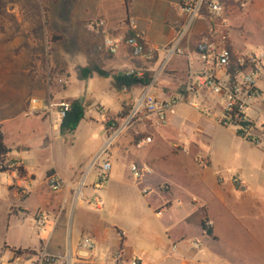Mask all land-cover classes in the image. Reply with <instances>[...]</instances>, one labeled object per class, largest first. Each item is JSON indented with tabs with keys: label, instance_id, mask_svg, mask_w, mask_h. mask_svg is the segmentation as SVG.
Instances as JSON below:
<instances>
[{
	"label": "crops",
	"instance_id": "crops-1",
	"mask_svg": "<svg viewBox=\"0 0 264 264\" xmlns=\"http://www.w3.org/2000/svg\"><path fill=\"white\" fill-rule=\"evenodd\" d=\"M180 1L0 0V65L25 63L30 66L29 73L24 72L28 77L25 79L24 75L16 78L0 68V130L3 143L9 150L6 158L23 167L18 178L9 174L11 172L0 171L7 176L3 186L11 197L6 217L8 221L10 217L18 219L27 235L12 245L2 243L0 259L4 250L15 248L28 251L46 249L60 256H70L72 264H130L133 260L139 264H264V233H260L258 227L257 232H253L255 224L264 225V177H261L264 162L260 181L256 182L254 177L251 180L245 167L232 173L215 167L209 147L201 140L203 130L197 125L208 121L205 114L181 104L166 125L155 120L143 122L116 140L110 150L109 178L123 185L122 180L114 177L116 171L112 176V169L130 158L133 159L130 165H145L152 171L144 185L146 188H132L138 195L147 196L142 208L134 201L131 188H106L107 183L101 190L103 206L100 198L94 210L85 206L83 190L78 198L72 188L51 191L45 179L50 171L72 186H77L81 172L72 169L71 174L64 177L52 154V138L43 126L39 132L29 130L28 134H21L16 125L22 109L27 108L26 111L32 110L45 126L48 118L49 130L60 133L59 113L49 106L60 102L55 99L57 94H62L64 99H78L73 97L78 89L86 96L84 102L87 106H98L99 113L107 108L105 116L123 109L128 112L129 105L143 89L117 90L112 86L111 78L97 74L80 79L78 68L93 64L112 76L125 74L132 68L152 72L150 93L160 99L174 96L186 81L187 61L185 57L175 58L161 71H158V64L163 56L161 50L172 42L183 21L178 10ZM240 11L238 14L264 16V0H250L248 7ZM228 14L230 11L224 12L227 20ZM128 16L135 18L138 29L158 54L132 59L126 46L119 47L114 54L107 51L104 39L130 35L126 24ZM98 19L105 21L102 31L88 30V22ZM208 26L209 20L197 21L193 41L191 44L182 42V47L192 50L194 41ZM226 30L228 32L230 28L227 26ZM228 37L234 47L235 40L230 34ZM54 66L65 71L70 81L66 89L53 87ZM68 90L69 94L66 93ZM205 107L213 108L210 103ZM185 108L190 110L186 112ZM41 112L46 114L45 118L38 115ZM188 128L189 134L186 133ZM109 129L105 125L102 142ZM142 133H149L146 137H150L151 142L137 147L138 142L146 138L141 137ZM169 133L175 135V140L165 155L161 136ZM132 147L144 150L133 151ZM254 148L264 159V152ZM39 149L41 152L35 167L45 176L36 184L37 175L28 154ZM14 151L16 155H13ZM200 156L206 159V165L198 164ZM233 175L243 181L245 190L234 188L230 181ZM164 185L168 188H161ZM32 199H35V205H32ZM12 211L15 212L12 214ZM39 215L45 218L42 228L35 224ZM205 219L212 223L211 235L203 234L201 222ZM219 221H224L228 227L242 224L245 231L224 235L217 231ZM201 235L202 246L194 248L192 240ZM82 236L94 240L96 246L92 252L78 248ZM117 254L122 255V261H115ZM257 257L261 260L258 261Z\"/></svg>",
	"mask_w": 264,
	"mask_h": 264
},
{
	"label": "built area",
	"instance_id": "built-area-1",
	"mask_svg": "<svg viewBox=\"0 0 264 264\" xmlns=\"http://www.w3.org/2000/svg\"><path fill=\"white\" fill-rule=\"evenodd\" d=\"M236 6L245 10L250 0H229ZM225 4L221 0H181L178 10L183 21L176 32L175 38L165 46L162 58L158 64V71L173 60L174 57H185L187 61V78L179 91L168 98H157L151 94V83L143 89L141 94L129 105L128 112L119 119L117 128H110L104 138L98 158L103 157V165L95 176L92 183L93 190L101 191L105 182L109 179L111 171L110 151L116 140L133 126L155 120L157 123L166 125L170 118L175 115L176 108L185 104L199 113L213 116V108L220 114L216 115V123L224 128H232L243 142L251 144L264 152V51H236L230 46L229 37L225 31L226 21L221 16L225 12ZM199 20H209V26L195 41L190 51L182 47V42L191 44L193 41L194 27ZM126 24L130 35L126 38L104 39V44L109 53H116L118 48L126 46L132 59L153 57L158 50L151 47L137 27L134 17L128 16ZM105 21L98 19L88 22L87 28L91 32H101ZM145 71L140 68H132L125 72L127 76L142 77ZM153 80V78H152ZM193 97L201 99L202 104L192 100ZM211 104L213 108L205 107ZM69 109V104L62 102L59 106V117L62 118ZM215 116V115H214ZM151 138L146 137L138 142L137 147L144 143H150ZM200 165H206V159L202 156L197 158ZM20 165V164H19ZM16 162L5 159L1 168L10 169L19 166ZM130 173L136 185L141 186L152 174L147 166L137 164L130 165ZM11 173H17L14 169ZM18 174V173H17ZM237 190L246 189L243 181L236 175L230 179ZM48 187L53 192H59L66 188H72L76 198L82 195V188L72 186L69 182L59 177L48 179ZM144 193H147L144 190ZM92 203L96 206L100 203L98 193L93 195ZM38 228L45 225V218L39 215L35 219ZM206 229H211L212 223L204 221ZM206 234L205 230H202ZM194 248L202 246V240L197 237L191 242ZM95 242L88 236H82L78 242V248L92 252ZM175 245L173 249H175ZM30 256L28 264H72L70 256H60L48 252L46 249L28 251L10 248L3 252L0 264H22L23 256ZM116 262L122 261V255L114 257ZM130 264H139L136 260Z\"/></svg>",
	"mask_w": 264,
	"mask_h": 264
},
{
	"label": "rangeland",
	"instance_id": "rangeland-1",
	"mask_svg": "<svg viewBox=\"0 0 264 264\" xmlns=\"http://www.w3.org/2000/svg\"><path fill=\"white\" fill-rule=\"evenodd\" d=\"M225 7V11L228 10L231 13L228 14L229 20H227V16H225L224 14L221 17L226 20V26L230 28V31L228 32L225 29L227 35L230 34L236 42V45L234 46L235 48L233 46L232 48L238 51H264V16L245 13L238 14L241 12V9H239L236 4L231 1L225 4ZM233 11H235L236 13L232 14ZM175 58L179 57H174L173 60ZM29 67L30 66L26 65L25 63L0 65V68L3 69V72H6L9 75H14L16 78H19L20 76L23 77L24 75V79L28 78L24 74V72L28 71L29 73ZM53 68V83L55 84L53 87L58 88L59 90L66 89L70 81L68 80L65 71L60 69V67L58 66H54ZM68 92L69 90L66 93ZM66 93L65 95H67ZM97 96L98 95L96 94L95 97ZM73 97L78 98L82 101L85 107L86 119L80 122L76 131L72 134H61L59 133V131H50L48 118L46 120L45 126L44 123H41L40 120L35 117V114L32 113V110L26 111L27 108L22 109L23 112L21 114V118L16 125L19 126L21 134H28L29 130H33L34 132H36L40 130L41 126H43L42 128H44L46 132L48 131V135H50L53 141L52 154L54 159L57 160V164L62 170V174L67 178L71 174L72 169H76V172H81H79L80 174L78 176L77 183L79 182L80 188H82L85 192V194L83 195L85 206L90 208L91 210H94L96 205L92 203V198L96 193L99 194L101 198V205L103 206L101 197L102 191L93 190L92 183L103 165V157L98 158V155L102 145L101 139L104 135L105 125L107 129L117 128V126L120 124L119 119L125 116L127 112L126 109H123L124 111L122 110L119 113L105 116L106 111H108L107 108H105L104 112L99 113L98 106H87L84 102L86 96H84V94L81 93L79 89L76 91ZM137 97L138 96H136L135 98ZM55 99L60 100V102L55 105L50 104L49 109H57L58 112L60 103H68L70 101L69 99L62 98V94H57ZM192 100L198 104H202L201 99L198 97H193ZM188 110L190 109L185 108L184 111L188 112ZM217 114H220L219 110L214 113L215 116H208V121L197 124L203 130L201 140H203L204 146L206 145L207 147H209L211 155L214 158L213 165L215 167L219 166L221 168L227 169L229 173L234 172L235 169H241L242 167H245L247 168V174L250 176L251 180H253L254 177L255 182L258 181L259 178L264 177V174L261 175L260 172L262 162H264V159H262V155L260 154V152L256 150V148H254L255 146L253 147V145L243 142L241 138L236 135L235 131L232 128H224L216 125L215 122ZM38 115H41L42 118L46 117V114L43 115V112ZM53 116L55 117L54 112ZM57 121L58 120H56V122ZM131 129L132 128H130L129 131H132ZM189 129L190 128L186 130L187 134H189ZM141 135L140 136L144 138L146 137V135H149V133H142ZM161 137V145L163 146V151L165 152V155H168L172 147L173 140H175V135L173 133H169L167 136ZM111 149L112 147L109 148L108 151H110ZM141 149L142 148L132 147L133 151L144 150ZM36 151L37 152L29 153L28 156L30 157L31 166L35 168V174L37 175L36 184H38L44 179L45 175L43 171H40L35 167L41 150L39 149V151ZM16 154L17 153L14 151L13 155ZM132 161L133 159L130 158L127 161L125 160L124 162H121L120 167H113L112 169V176L115 175L116 171L117 176L115 175L114 177L122 180L123 185L116 183V181H114L111 177L105 182V184L107 183L106 188H146L144 185L148 177L141 186L135 187V182L133 181L132 175L129 172V166ZM16 163L18 165L20 164L19 162ZM4 169L5 168L3 167L1 170L4 171ZM9 174H13L14 178H18L17 173ZM256 175L259 176L257 177ZM55 176L61 178L54 171H50L45 178L46 182H48L49 178ZM6 180L7 176L0 174V246L4 242L12 245L14 242L22 241L27 237V235L25 234L26 232H24V227L20 224V221L18 219L10 217L8 218L9 221L7 220L6 210L11 202V197L7 194L6 189L3 186L6 184ZM161 188H168V186L164 185ZM234 188L236 187L234 186ZM136 190L139 191L138 189ZM131 193H133L134 195V201L139 205L140 208H142L144 203L147 201V196L144 194L142 195L141 193H139L138 195L134 189L131 190ZM35 202V199H32V205H35ZM232 209L234 210V208ZM14 212L15 211H12L11 213L13 214ZM220 221L216 226L217 231L220 230L224 235H229V233L232 232H234L235 234H243L245 231L242 224H233L231 225V227H228L224 221ZM257 227L260 229V233H264V225L262 224H255L253 232H257ZM248 229H250L249 226ZM45 234L46 232L42 233L43 236ZM43 236L42 239L45 238ZM199 238L203 239V236L201 235L199 236ZM29 260H31V257L25 255L23 256L21 263L28 264ZM257 260L260 261L261 259L257 257Z\"/></svg>",
	"mask_w": 264,
	"mask_h": 264
},
{
	"label": "trees",
	"instance_id": "trees-1",
	"mask_svg": "<svg viewBox=\"0 0 264 264\" xmlns=\"http://www.w3.org/2000/svg\"><path fill=\"white\" fill-rule=\"evenodd\" d=\"M224 4L230 2L229 0H221ZM93 74H97L100 77L104 78H111L112 86L117 90L122 89H131V88H141L144 89L147 87L153 78L152 72H146L142 77H135V76H127L126 74L112 76L109 72L99 68L97 65L93 64L87 67L78 68V77L80 79H87L91 77ZM69 109L65 112L64 117L61 120L60 124V133L61 134H72L76 131L77 127L79 126L80 122L84 119L85 115V107L81 100L74 99L68 102ZM9 150L3 143V135L0 130V171L2 172H13L14 169H17L18 174L23 173L22 165L14 167L13 169H4L1 170L2 162L7 159L6 156ZM13 162V161H12ZM15 163V162H14ZM206 220V219H205ZM201 222L202 230H205L207 235H211V229H206L204 225V221Z\"/></svg>",
	"mask_w": 264,
	"mask_h": 264
}]
</instances>
